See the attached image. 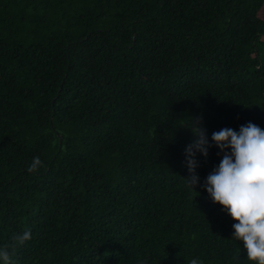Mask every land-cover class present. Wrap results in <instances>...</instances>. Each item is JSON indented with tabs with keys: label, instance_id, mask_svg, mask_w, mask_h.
Masks as SVG:
<instances>
[{
	"label": "trees",
	"instance_id": "16d2710c",
	"mask_svg": "<svg viewBox=\"0 0 264 264\" xmlns=\"http://www.w3.org/2000/svg\"><path fill=\"white\" fill-rule=\"evenodd\" d=\"M262 8L0 0V247L11 264H257L203 185L223 156L213 132L264 129ZM194 118L210 145L195 156L196 191L185 178Z\"/></svg>",
	"mask_w": 264,
	"mask_h": 264
},
{
	"label": "clouds",
	"instance_id": "9594fccd",
	"mask_svg": "<svg viewBox=\"0 0 264 264\" xmlns=\"http://www.w3.org/2000/svg\"><path fill=\"white\" fill-rule=\"evenodd\" d=\"M201 118H194L191 127L194 139L185 148L189 177L188 187L196 191L199 183L196 174V153L208 156L210 147L206 130L199 126ZM215 146L223 153L218 166L214 167L205 180L203 187L213 203L222 205L235 221L232 225V238L242 241L247 259L264 264V129L248 122L239 131L222 128L211 136ZM220 153H218L219 155ZM43 162L34 157L28 171H37ZM14 245H23L31 239V233L17 234ZM0 261L11 264L8 246L0 247ZM188 264H203L199 258L191 259Z\"/></svg>",
	"mask_w": 264,
	"mask_h": 264
},
{
	"label": "rangeland",
	"instance_id": "374dc122",
	"mask_svg": "<svg viewBox=\"0 0 264 264\" xmlns=\"http://www.w3.org/2000/svg\"><path fill=\"white\" fill-rule=\"evenodd\" d=\"M259 16L261 17H264V8H262L259 13H258Z\"/></svg>",
	"mask_w": 264,
	"mask_h": 264
}]
</instances>
